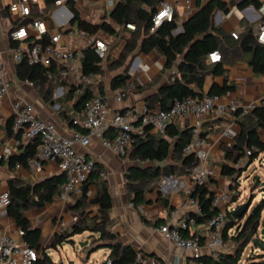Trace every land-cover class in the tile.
<instances>
[{"label": "crops", "instance_id": "1", "mask_svg": "<svg viewBox=\"0 0 264 264\" xmlns=\"http://www.w3.org/2000/svg\"><path fill=\"white\" fill-rule=\"evenodd\" d=\"M10 1L0 0V56L10 84L9 92L0 98V196L5 192L9 193L8 180L11 177H19L25 181L34 183L63 172L57 160L46 161L41 169L33 168L27 162L25 164L21 162H16L13 165L10 164L9 157L21 154L28 142L21 135L17 137L16 133L8 127L9 121L11 120L12 122V103L17 96H23L32 102L38 116L54 122L61 135L70 136L75 128H80L70 122L71 119L73 120V118L78 116L79 111L74 109L77 94L72 99L67 98L68 87L66 84L52 81L44 86H40L35 82L18 77L16 71L18 62L13 58V50L19 46L26 45L27 39H31L32 36L30 35V37L24 40H17L19 46L16 48L11 45L13 40L10 38V32L20 27L23 18H20L10 8ZM118 1L114 0L112 6L108 4V0H79L75 3L84 19L91 22L106 20L113 23L110 13ZM167 1L173 2L176 6V14L180 23L179 30L177 31L179 32L182 30V23L198 10V0H189L194 7L192 14H187L186 11L185 5L188 0ZM207 1L209 0H201L202 5ZM223 1L227 3L228 9H217L213 20L215 25L220 26L225 31L232 32L237 30L240 32L247 27H252L257 34L260 27L264 25V14L260 9L264 0ZM32 10L34 17L48 21L51 32H61V45L81 50L90 46L89 38H82L79 35H71L69 33L71 29H74V24L71 23L73 13L69 9L67 1L61 4L56 3V6L49 10L43 0L39 4L34 5ZM48 15L50 17H46ZM70 27L71 29L66 32L65 30ZM132 31L126 25L123 28L122 34L126 38H129ZM93 35L104 40L109 46L107 58L103 60V72L97 74V77L100 83L98 84L99 91L107 100L111 112L115 109L129 106L137 108H142L145 105L148 106V98L153 97L159 91L161 83L168 80L170 76V71L162 73L165 66V58L156 50L145 53L137 49L134 53L133 61L127 70V73L130 75L127 81H131L134 86L129 88L124 99L118 102L116 96L120 89H113L111 87V80L115 75L123 72L125 66L114 68L115 66H111V64L119 59L126 40L121 39L117 43L115 40L118 39V36L101 31ZM207 62L212 64L208 60ZM79 65L82 66V63H79ZM161 73L162 77L160 81L153 83L146 89L140 90L136 88L139 84L146 85L152 82ZM226 84L232 87L227 88L222 93L210 95H219L221 100L225 102L235 99L241 106H251V109L257 106H264V73H256L246 61L227 65L226 75L206 74L203 91L208 94L213 85L216 86L214 89H220ZM154 105L156 108H160L158 102H154ZM195 120L196 117L190 116L179 119L174 123L181 128L186 125L191 127ZM106 126L103 135L93 136L88 146L76 144L75 147L79 151L86 153L87 156L94 158L107 173L106 179H103L101 175L100 178L107 181L112 196L108 228L117 234L119 242L130 244L137 253L157 256L162 258L165 264H188L192 256L182 253L179 248L158 230V227L169 217L174 216L178 219L192 213V209L188 208L185 202L195 188L194 181L190 175L179 174L178 172L165 174L161 176L158 184L148 193L150 202L141 204L138 207L134 206L131 201L133 194L128 188L126 172L131 166L146 167L156 163L133 158L131 146L124 151L106 147L103 139L108 138L112 133L109 120H107ZM201 129L202 131H208L205 148L209 156V166L215 171V176L211 178L207 187L214 192L227 190L230 188L231 181L222 174V167L224 163L229 165L235 163V160L228 156L227 153L236 156L237 151L234 150L232 144L234 137L241 132V125L237 120H232L229 117L209 114L201 118ZM227 129H230L235 135L230 137L225 134V130ZM153 132L156 133L155 131ZM259 134L264 139V129H260ZM167 164L174 165L175 162L168 159L160 165ZM87 195L88 202L97 195V187L94 183L89 185ZM80 197L75 198L72 193L67 198H63L60 195L52 202L42 207L32 208L26 212L30 221L41 229L39 240L41 245L40 251L43 253L45 250L52 256L54 262V253L59 251L63 244L58 249L51 247V244L57 233L65 230L70 231L78 214L73 209V206L78 202ZM86 210L91 216L99 214L98 205L94 203L89 204ZM210 229L206 222H196L190 227L189 232L201 233L203 236H207L211 231ZM189 232L185 233L189 234ZM0 234L9 235L17 241L24 242L22 229L8 215L7 202H0ZM77 235L81 237L80 243L84 244L88 242V246H81V249L78 251L83 264H102L109 259L110 249L103 247L97 250L103 253V262L90 261L93 251L89 253V249L95 246L92 243V233L87 231ZM77 235L73 236L75 240L73 244L77 243V238H75ZM83 236L89 237V239H82ZM226 242L228 244L226 251L232 250L234 248L233 243L229 240H226ZM251 243L252 248L250 251L253 252V260L257 261L258 264H264V244ZM202 254L206 260L215 258L207 245L203 247ZM57 264L63 263L60 261ZM129 264L136 263L133 261Z\"/></svg>", "mask_w": 264, "mask_h": 264}, {"label": "trees", "instance_id": "2", "mask_svg": "<svg viewBox=\"0 0 264 264\" xmlns=\"http://www.w3.org/2000/svg\"><path fill=\"white\" fill-rule=\"evenodd\" d=\"M44 1L48 9L51 10L56 6L58 0ZM160 1L119 0L110 13L113 23L106 20L100 22L88 21L81 16L74 1H67L69 9L73 13L71 23L76 22L78 29H85L91 35L101 31L126 40L119 59L111 64V66L117 67L125 66L123 72L112 78L111 87L113 89H123L125 87L130 77L127 70L137 49L145 53L156 50L165 58L162 73L170 71L168 80L161 83L159 91L153 97L148 98L150 108H156L154 102H158L160 108L167 109L175 99L201 98L206 94L203 91L205 75L209 73L226 75L227 65L229 64L246 61L256 73H264V44L258 41L257 34L252 27L240 31L238 38H234L231 32L215 25L213 20L215 11L217 9H228L225 1L209 0L202 5L201 0H198V10L182 23V30L179 32H177V29L180 23L176 13L171 21H164L160 26L154 30L152 29L153 15ZM36 18L33 15L23 18L20 26L31 23ZM128 23L135 24L136 28L132 31L130 37L126 38L122 32ZM70 29L71 27L65 31L68 32ZM27 40V45L33 43L31 39ZM42 41L46 42L47 37ZM11 43L15 48L19 46L17 40H13ZM215 51L221 54V60L210 64L207 62L208 56ZM48 70H52V68L41 63H30L26 58L16 65L17 75L21 79L30 80L40 86L52 81L66 84L68 87L66 96L72 99L77 94L74 109L80 112L93 95L94 91L91 86L82 84L76 86L71 82L60 80L58 77L49 80ZM82 70L87 74H101L103 72V59L99 57L93 46L83 49ZM162 73L152 82L146 85L139 84L136 88L140 90L148 88L153 83L161 80ZM231 87V85L226 84L220 89H214L216 86L213 85L208 94L222 93ZM237 121L241 125V132L234 137L232 144L237 154L235 156L227 153V155L237 162L246 156L247 150H251L246 163V166H249L264 151V139L259 134V130L264 129V106H257L251 109L249 113L238 116ZM70 122L73 124L72 119ZM8 127L13 131L11 120ZM181 131L183 133L179 138ZM202 134L207 135L208 131H202ZM16 135L17 137L20 136L19 133H16ZM191 135V127L186 125L181 128L172 122L166 130V135L151 132L148 127L145 135L134 136L131 145L132 157L140 161L156 163L146 167L131 166L126 172L128 188L133 194L131 201L134 206L138 207L141 204L150 202L148 193L158 184L161 176L175 172L184 175L192 173L193 168L198 164V158L194 153H184V146L190 140ZM38 144L39 139L29 140L21 154L9 157L10 164L13 165L16 162L25 164L27 158L35 153ZM168 159L173 160L175 164L160 165ZM242 169V167H235L227 163L223 164L222 174L231 181L230 189L233 188V180L240 177ZM102 170L101 165L96 162V169L83 185V194L73 206V209L78 213L75 222L70 231L65 230L55 235L51 247L58 249L64 242L74 243L73 236L89 231L92 233V243L95 244L92 251L108 247L110 249L108 256L111 261L110 264H129L135 260L137 251L130 244L119 242L117 234L108 228L112 196L107 181L100 178ZM66 181L65 172L34 183L19 177H11L8 180V215L22 229L23 241L31 247L41 249L39 242L41 229L30 221L26 212L32 208L42 207L60 196ZM92 183L97 187V195L88 202L87 191ZM214 193L209 187L200 185H196L191 192L192 196L199 199L202 208L201 214H194L197 222H206L214 215L216 211V208L212 205ZM93 203L98 205L99 214L91 216L86 207ZM238 209L239 206L228 212L229 222L225 224L223 233L224 239L231 241L234 248L219 252L217 257L207 259V261L213 264H240L244 249L256 238L264 210V197L248 214L247 211L243 214H236ZM230 228H235V233L228 235ZM256 244L262 245L259 242ZM253 259V254L247 256L245 264H258ZM34 264L57 263L44 250ZM102 264H108L107 260Z\"/></svg>", "mask_w": 264, "mask_h": 264}, {"label": "built area", "instance_id": "3", "mask_svg": "<svg viewBox=\"0 0 264 264\" xmlns=\"http://www.w3.org/2000/svg\"><path fill=\"white\" fill-rule=\"evenodd\" d=\"M41 1L43 0H11L10 8L20 18H26L33 14L32 7ZM66 1L69 0H58L56 3L61 4ZM72 1L78 2L79 0ZM108 4L112 6L114 0H108ZM185 6L187 14L194 12V7L189 0ZM260 9L264 14V2ZM175 13L176 6L173 2L161 0L153 15L152 29L154 30L164 21H171ZM127 27L131 30L136 28L133 23H128ZM69 33L74 35L76 31L71 29ZM231 34L234 38L239 36L237 30L232 31ZM30 35L33 42L31 45L26 44L13 50V58L16 62L26 58L30 63H41L52 68V70H48L49 80L58 77L60 80L71 82L76 86L89 85L94 91L78 116L73 118V124L80 128H75L70 136L61 135L54 122L39 117L33 103L25 97L17 96L12 103L13 131L19 133L26 141L39 139L35 153L27 158L28 165L41 169L46 161L57 160L60 169L65 172L67 177L61 193L63 198H67L70 193L75 198L80 197L83 194V185L96 169V160L79 151L75 145L88 146L93 136H102L107 127V120H109L112 133L111 136L103 139L104 145L124 151L132 145L134 136L145 135L148 127L151 132L155 131L166 135V130L172 122L190 116L196 117L195 122L191 125L192 135L184 146V153H194L198 158V164L190 174L195 186H208L211 178L215 176V171L208 163L209 156L205 148L207 136L202 134L201 118L209 114H217L237 120L238 116L249 113L251 106H241L235 99L225 102L221 100L219 95L205 94L201 98L175 99L167 109L150 108L145 105L142 108L129 106L111 112L107 100L99 91L97 74H87L79 65V63H82L83 50L61 45V32H51L48 21L42 18H36L31 23L21 25L10 32L12 40H24ZM78 35L82 38H89V45L93 46L101 59L107 58L109 46L104 40L97 38L96 35L92 36L85 29H79ZM45 37H47V41L43 42L42 40ZM257 39L264 44V25L257 32ZM220 60L221 54L217 51L210 53L208 56V61L211 63ZM133 86L131 81H127L125 87L118 91L116 100L121 102L129 88ZM9 87L6 69L0 56V98L9 92ZM225 134L230 137L235 135L230 129L225 130ZM250 154L251 150H247L246 156L233 165L235 167L246 165ZM100 175L103 179L107 178V173L104 170L100 172ZM8 197V192L3 193L0 196V202L6 203ZM232 197L233 190L230 188L214 193L212 205L216 208V211L206 221L211 228L207 236H203L201 233L189 232L190 227L197 222L194 214L202 213L199 199L192 195L185 202V205L192 209V213L178 219L174 216L169 217L163 224H160L158 230L182 253L192 256L188 264H213L203 258V247L207 245L215 257L218 256L219 252L228 249L223 233L227 219H229L228 212L235 209H230ZM185 232H189V234ZM233 233H235V228H230L228 235ZM252 253V251H249L244 256L245 259L243 257L239 263L245 264L246 257ZM41 255L40 250L31 247L27 243L17 241L9 235L0 234V264H34ZM107 262L110 264V259ZM134 263L165 264L162 258L141 253H137Z\"/></svg>", "mask_w": 264, "mask_h": 264}, {"label": "rangeland", "instance_id": "4", "mask_svg": "<svg viewBox=\"0 0 264 264\" xmlns=\"http://www.w3.org/2000/svg\"><path fill=\"white\" fill-rule=\"evenodd\" d=\"M73 28L76 31V35L78 36L79 29L76 22L74 23ZM118 41L120 42L121 39L118 38L115 40V42L119 43ZM114 68L118 67L115 66ZM241 167L243 169L240 177H238L237 180H233L232 183L233 188L231 189L233 190V197L231 200L230 209L236 208L237 206H239L240 209L241 207L247 205L246 211L248 214V212H250V210L253 209L264 197V151L261 152L249 166L242 165ZM228 222L229 219H227L226 223ZM261 223L264 225V210L262 212L258 230L261 228ZM75 238H77V243L73 244L71 242H64L62 248L54 253L56 263L61 261L63 264H83L81 257L78 255V251L81 249L79 242L81 237L77 235ZM82 239L88 240L89 237L83 236ZM256 239H258L259 242L264 243V236L261 235L259 237V231ZM251 244L252 243L250 242L244 249L243 257L246 256L252 248ZM86 246H88V244ZM94 260L102 263L103 253H100L97 250L93 251L90 256V261Z\"/></svg>", "mask_w": 264, "mask_h": 264}, {"label": "water", "instance_id": "5", "mask_svg": "<svg viewBox=\"0 0 264 264\" xmlns=\"http://www.w3.org/2000/svg\"><path fill=\"white\" fill-rule=\"evenodd\" d=\"M179 29H177V31H178ZM182 133H183V131H181L180 133H179V138L182 136ZM263 185H264V182H263ZM246 209H247V205L246 206H243V207H241L240 209H238L237 210V212H236V214H243L245 211H246ZM259 231V237L261 236V235H263L264 236V225H263V223H261V228H260V230H258ZM252 242H259V240L258 239H253L252 240ZM260 244H261V242H259ZM88 243L87 242H85L84 244L83 243H80V246H85V245H87ZM93 250V248H90L89 249V253L91 252Z\"/></svg>", "mask_w": 264, "mask_h": 264}, {"label": "clouds", "instance_id": "6", "mask_svg": "<svg viewBox=\"0 0 264 264\" xmlns=\"http://www.w3.org/2000/svg\"><path fill=\"white\" fill-rule=\"evenodd\" d=\"M215 58V57H214Z\"/></svg>", "mask_w": 264, "mask_h": 264}]
</instances>
